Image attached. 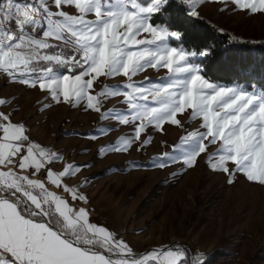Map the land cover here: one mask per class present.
I'll return each instance as SVG.
<instances>
[{
	"label": "snow or ice",
	"instance_id": "1",
	"mask_svg": "<svg viewBox=\"0 0 264 264\" xmlns=\"http://www.w3.org/2000/svg\"><path fill=\"white\" fill-rule=\"evenodd\" d=\"M178 2L196 18L209 6L222 16L264 15V0ZM167 4L0 0V78L42 91L40 111L68 105L96 113L98 126L77 133L90 143L128 129L98 146L93 162L113 154L143 153L153 134H166L168 125L183 133L171 150L131 162L129 168L163 171L179 164L183 173L204 159L229 185L243 178L264 187V94L214 84L199 75V66L189 63V57H207L209 48L197 53L166 45L168 38L180 41L183 35L150 22ZM148 69L166 74L156 80L147 75L135 79ZM117 77L123 82L107 83ZM114 98H119V107H107ZM14 100L0 98V264H204L206 253L179 242L138 252L110 229L90 223V210L72 202L89 203L83 189L92 178L68 181L93 162L64 161L58 149L34 140L27 123L14 119ZM193 122L198 126L189 130ZM161 144L169 147L167 140Z\"/></svg>",
	"mask_w": 264,
	"mask_h": 264
},
{
	"label": "rangeland",
	"instance_id": "2",
	"mask_svg": "<svg viewBox=\"0 0 264 264\" xmlns=\"http://www.w3.org/2000/svg\"><path fill=\"white\" fill-rule=\"evenodd\" d=\"M110 2L115 4L116 0ZM138 2L146 7L152 0ZM161 12L153 15L150 22L173 32L159 20ZM200 18L223 27V32L238 37L240 41L264 40V15L238 12L222 16L215 7L209 6ZM164 43L171 47L182 45L171 37ZM195 59L196 56L189 57V63L198 65V74L208 80ZM165 74L163 69H148L135 79L142 80L147 75L156 80ZM118 82L122 83L123 77L107 81L109 84ZM227 85H240L249 92L255 90L264 94V89L256 86ZM10 97H15L13 105L17 111L14 119L26 122L30 136L43 145L58 149L64 161L93 162V153L98 146L116 140L128 131L121 127L107 138L90 143L77 133H86L98 126L96 113L72 109L68 105H56L40 111V102L44 100L42 91L6 84L0 78V98ZM118 100L114 98L107 107H119ZM197 126L198 122H193L189 130ZM165 127L166 134L154 133L152 144L143 153L133 151L129 155L113 154L106 159H97L93 167L82 170L76 178L69 180L68 183L75 184L85 177L92 178L83 189L89 203L77 205L72 202L73 206L89 209L90 223L110 229L119 238L130 242L138 252L175 241L190 250L206 253L204 264H264V187L243 178L229 185L223 174L213 172L204 159L183 173H179V164L163 171L133 170L127 166L134 161L146 162L171 150L170 145L176 143L183 133L174 126ZM162 140H167L169 147L163 146ZM86 148L90 151L83 154ZM55 167L59 169L62 163ZM173 172L179 174L172 177ZM50 190L68 195L55 187H50Z\"/></svg>",
	"mask_w": 264,
	"mask_h": 264
},
{
	"label": "trees",
	"instance_id": "3",
	"mask_svg": "<svg viewBox=\"0 0 264 264\" xmlns=\"http://www.w3.org/2000/svg\"><path fill=\"white\" fill-rule=\"evenodd\" d=\"M158 16L168 28L183 34L180 43L186 50L198 53L210 49L209 56L197 55L195 59L205 78L224 85L241 83L264 89V40L233 42V36L218 32L210 22L189 16L178 0H168Z\"/></svg>",
	"mask_w": 264,
	"mask_h": 264
}]
</instances>
